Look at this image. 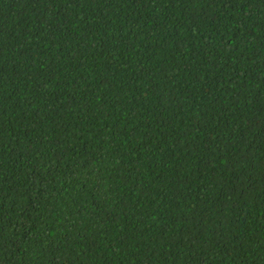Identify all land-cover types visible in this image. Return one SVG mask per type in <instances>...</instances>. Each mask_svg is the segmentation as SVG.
<instances>
[{"label": "trees", "instance_id": "1", "mask_svg": "<svg viewBox=\"0 0 264 264\" xmlns=\"http://www.w3.org/2000/svg\"><path fill=\"white\" fill-rule=\"evenodd\" d=\"M0 264H264V0H0Z\"/></svg>", "mask_w": 264, "mask_h": 264}]
</instances>
